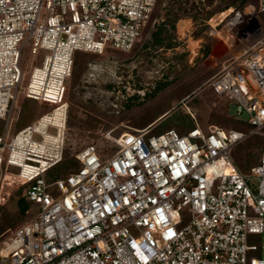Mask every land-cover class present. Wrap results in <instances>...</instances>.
I'll list each match as a JSON object with an SVG mask.
<instances>
[{
    "label": "built area",
    "instance_id": "built-area-1",
    "mask_svg": "<svg viewBox=\"0 0 264 264\" xmlns=\"http://www.w3.org/2000/svg\"><path fill=\"white\" fill-rule=\"evenodd\" d=\"M158 2L0 0V171L19 168L18 184L29 186L27 213L38 206L0 242V264H264V154L250 175L232 157L264 128V37L207 81L235 101L238 116H248L249 133L216 125L186 134L127 131L113 138L117 150L107 160L94 145L78 152L79 170L54 182L57 196L49 192L46 175L64 160L76 52H132ZM232 9L221 31L241 42L251 24L261 29L256 14L264 0ZM26 47L44 56L25 87ZM21 94L51 111L10 136ZM185 208L190 220L183 224Z\"/></svg>",
    "mask_w": 264,
    "mask_h": 264
},
{
    "label": "rangeland",
    "instance_id": "rangeland-1",
    "mask_svg": "<svg viewBox=\"0 0 264 264\" xmlns=\"http://www.w3.org/2000/svg\"><path fill=\"white\" fill-rule=\"evenodd\" d=\"M248 4L258 7L259 0H159L153 14L158 21L149 23L134 51L125 53L108 47L102 55L76 52L82 70L68 81L64 161L46 175L51 184L49 192L57 196L60 192L54 182L79 170L78 152L94 145L102 159L107 160L117 150L113 138L127 131L150 128L156 134L174 128L179 134H186L195 125L204 132L210 125H216L225 131L249 133L252 126L248 116H238L235 101L216 94L206 83L264 37V12L256 14L261 29L256 23L251 24L252 35L241 42L226 30L210 35L211 27L204 24L230 7L242 9ZM162 15L166 19L163 23ZM198 40L201 43L197 51L187 49L188 41L198 42V47ZM43 56L42 51L33 55L29 47L25 48L21 63L26 72L23 86H27L33 66H41ZM88 64L95 69H90ZM136 90H141V95L127 98ZM50 111L51 107L21 94L12 114L10 136ZM164 112L165 117L155 126L143 128L135 123L146 117L155 119ZM56 114L57 119L63 118L60 111ZM2 124L0 121V131ZM249 143L253 146L248 149ZM234 148H239L236 156L232 150L236 164L245 175H250L251 167L264 154V128L248 135ZM17 173L19 168L12 166L6 174L0 171V242L37 214V205H32L30 213L20 211L19 200L25 188L18 184ZM6 175L10 176L9 180ZM251 184L255 186L256 182ZM182 219L183 224L189 222V208L183 210Z\"/></svg>",
    "mask_w": 264,
    "mask_h": 264
},
{
    "label": "trees",
    "instance_id": "trees-1",
    "mask_svg": "<svg viewBox=\"0 0 264 264\" xmlns=\"http://www.w3.org/2000/svg\"><path fill=\"white\" fill-rule=\"evenodd\" d=\"M153 18H154V16H153ZM151 23V22H150ZM160 41V40H159ZM137 47V44H136V46L134 47V49H133V51L135 50V48ZM89 54V53H88ZM80 70H82V66H81V64H80V61H79V57H77V55H75V61H74V68H73V73H72V77L74 76V74H75V72H77V71H80ZM71 77V78H72ZM135 96H137V95H134L133 97H135ZM186 97V96H185ZM184 97V98H185ZM168 111H166V113H167ZM165 112L164 113H162L159 117H156L155 119H149V118H142V119H139V120H137L135 123H136V125H138V126H141V127H143V128H146V127H149V126H151V125H153V123L154 122H156L159 118H161L163 115H165L166 114ZM69 114V113H68ZM157 124V123H156ZM155 124V125H156ZM154 125V126H155ZM194 126H192V128H193ZM191 128V129H192ZM170 129H174V128H170ZM167 130H169V129H167ZM176 130V129H175ZM166 131V130H165ZM164 132V131H163ZM151 133H153L152 131H151ZM162 133V132H161ZM156 134H159V133H156ZM257 138L259 139V137L257 136ZM251 146H253L251 143H249L248 144V146H247V148L249 149V148H251ZM238 149L239 148H237V149H235L234 148V151H235V153H234V156H236V154L238 153ZM249 154V153H248ZM234 158V161H235V163H237V161L235 160V157H233ZM64 161V160H63ZM63 161L61 162V163H63ZM78 161V160H77ZM250 162V161H249ZM60 163V164H61ZM59 164V165H60ZM257 165V164H256ZM240 166V165H239ZM57 167V166H56ZM254 167V166H253ZM252 168V167H251ZM5 178H6V180H9L10 179V176L9 175H6L5 176ZM21 178H18V180H20ZM10 182L8 181V184H9ZM24 188H25V193H24V195L22 196V198L19 200V202H20V204H21V208H20V211H21V213L22 214H25V213H27V209H28V207H29V203H28V200H27V198H26V191H27V188L29 187L28 185H22Z\"/></svg>",
    "mask_w": 264,
    "mask_h": 264
},
{
    "label": "bare ground",
    "instance_id": "bare-ground-1",
    "mask_svg": "<svg viewBox=\"0 0 264 264\" xmlns=\"http://www.w3.org/2000/svg\"><path fill=\"white\" fill-rule=\"evenodd\" d=\"M233 7H230L229 9H226V10H224L223 12H220V13H217L214 17H213V19L211 20V19H209L208 20V25L213 29V33L212 34H215V35H218L217 34V30L219 31V33H220V29H219V24H221V22H225V20H226V18H228L230 15H231V13L233 12V9H232ZM210 20H211V22H210ZM209 23H211V25L209 24ZM229 36H233V35H231V33H229ZM189 43H190V46H189V48L191 49V50H195L196 48H197V44H198V42H196V41H194V42H190L189 41ZM246 53V50L245 51H243L242 52V54H240V56H238V57H241V56H243V54H245ZM207 84V83H206ZM206 86V85H205ZM59 111V110H58ZM165 117V115H163L161 118H159L156 122H154L153 123V126L156 124V123H158V122H160V120L161 119H163ZM152 126V125H151Z\"/></svg>",
    "mask_w": 264,
    "mask_h": 264
},
{
    "label": "flooded vegetation",
    "instance_id": "flooded-vegetation-1",
    "mask_svg": "<svg viewBox=\"0 0 264 264\" xmlns=\"http://www.w3.org/2000/svg\"><path fill=\"white\" fill-rule=\"evenodd\" d=\"M117 114L121 115V112H117Z\"/></svg>",
    "mask_w": 264,
    "mask_h": 264
}]
</instances>
